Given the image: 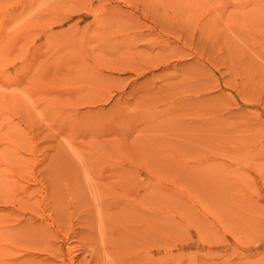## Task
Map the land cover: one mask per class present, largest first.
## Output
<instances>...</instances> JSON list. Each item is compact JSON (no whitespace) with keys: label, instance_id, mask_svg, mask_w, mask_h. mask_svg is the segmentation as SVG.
Wrapping results in <instances>:
<instances>
[{"label":"rangeland","instance_id":"1","mask_svg":"<svg viewBox=\"0 0 264 264\" xmlns=\"http://www.w3.org/2000/svg\"><path fill=\"white\" fill-rule=\"evenodd\" d=\"M0 264H264V0H0Z\"/></svg>","mask_w":264,"mask_h":264}]
</instances>
